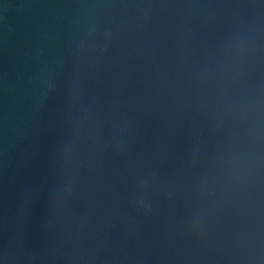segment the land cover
<instances>
[{
  "label": "water",
  "instance_id": "1",
  "mask_svg": "<svg viewBox=\"0 0 264 264\" xmlns=\"http://www.w3.org/2000/svg\"><path fill=\"white\" fill-rule=\"evenodd\" d=\"M0 264H264V0H0Z\"/></svg>",
  "mask_w": 264,
  "mask_h": 264
}]
</instances>
